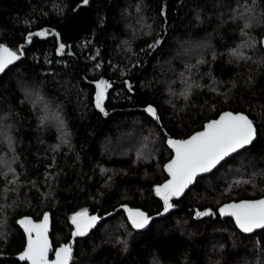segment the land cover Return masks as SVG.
Returning <instances> with one entry per match:
<instances>
[{"label": "trees", "instance_id": "obj_1", "mask_svg": "<svg viewBox=\"0 0 264 264\" xmlns=\"http://www.w3.org/2000/svg\"><path fill=\"white\" fill-rule=\"evenodd\" d=\"M263 36L264 0H0V46L23 52L0 74V264H26L17 220L44 214L52 245L74 247L70 264H264V230L219 216L264 196ZM225 110L245 113L256 141L162 214V128L184 139ZM125 206L163 216L137 231ZM85 210L113 214L74 237Z\"/></svg>", "mask_w": 264, "mask_h": 264}, {"label": "snow or ice", "instance_id": "obj_2", "mask_svg": "<svg viewBox=\"0 0 264 264\" xmlns=\"http://www.w3.org/2000/svg\"><path fill=\"white\" fill-rule=\"evenodd\" d=\"M83 3L87 4L88 0H83ZM245 26L247 27V25ZM46 34V32H37L34 35L45 36ZM31 39L30 35L28 37L29 42H31ZM159 43L160 41H156L150 47L154 49ZM64 47L63 44L60 45L61 53H63ZM232 55L243 58L242 52L233 51ZM20 58L21 55H18L16 51L0 46V73H3L10 64ZM109 87L111 85L103 80L97 84L96 107L105 115L107 113L103 107V101L106 89ZM129 90H131L130 85ZM146 111L153 118L159 119L155 108L149 106ZM61 124H63V121H61ZM255 135L256 129L253 121L248 116L226 112L218 120L208 123L204 131L196 133L190 139H169L168 145L173 149L174 157L166 165L165 170L170 179L155 188L157 196L163 201L164 211L162 214H166L173 208L172 199L183 195L185 189L193 184L199 175L211 172L227 157L251 144ZM240 182L237 181L236 183ZM125 210L128 213L132 227L135 229H143L152 219L142 211L130 208ZM220 213L221 215L234 217L237 226L245 233H251L257 228L264 229V199L229 204L222 207ZM206 215H212V213L199 211L196 213L197 217ZM71 219L72 224L75 226L73 236L77 237L86 235L100 218L89 216L87 210H85L75 214ZM48 221L47 214L40 224L34 223L31 219L19 221L24 227L28 238L26 249L19 256V259L27 261L28 264H70L72 259L71 245L60 247L54 252L55 259H49V253L53 249L48 238ZM124 243L126 245V242Z\"/></svg>", "mask_w": 264, "mask_h": 264}, {"label": "water", "instance_id": "obj_3", "mask_svg": "<svg viewBox=\"0 0 264 264\" xmlns=\"http://www.w3.org/2000/svg\"><path fill=\"white\" fill-rule=\"evenodd\" d=\"M263 45H264V36H263ZM3 46H4V45H3ZM4 47H7V46H4ZM8 48H9V47H8ZM16 52H17L18 55H21V58L23 57V52H22L21 49H18V51H16ZM21 53H22V54H21ZM21 58H20V59H21ZM17 61H18V60H17ZM17 61H15V62H13L12 64H10L7 68H9V67L12 66L13 64H15ZM7 68H6V69H7ZM6 69H5V70H6ZM3 73H4V72H3ZM0 74H2V73H0ZM93 84L95 85V94H94V96H95V102H96V94H97V91H98V89H97V82H93ZM104 101H105V99H104ZM104 101H103V105H104ZM149 106H151V105H148V106H146V107H144V108H141L140 110H141V111H146V109H147ZM151 107H153V106H151ZM153 108H155V107H153ZM156 112H157V110H156ZM226 112H232L233 114H243V115H246L245 113H243V112H241V111H239V112H234V111H230V110H225V111L221 112L216 118H213V119L207 121V122L204 124V126H203L200 130L195 131L194 133H192L191 135H189L188 137H186V138H184V139H179V138L171 137V136H170V135H169V134H168V133L162 128V131H163V133H164V135H165V137H166V145H167V147L169 148V150H170L171 153H172V156H171L170 159L164 164V167H163V168H164V171H165V173H166V175H167V179H166V181H165L164 183H166V182L170 179V177H169L167 171L165 170L166 165H167V164L173 159V157H174V151H173L172 148L169 147V145H168V140H169V139H173V140H186V139H190V138H191L193 135H195L196 133L201 132V131H204V130H205V126H206L208 123H210V122H212V121H214V120H218V119L220 118V116L223 115V114L226 113ZM157 115H158V113H157ZM246 116H247V115H246ZM248 118H249V117H248ZM249 119H250V118H249ZM253 125H254V124H253ZM254 127H255V125H254ZM255 129H256V135H255V138H254V140L252 141V143L249 144V145H247L245 148L239 150L237 153H234V154H232L231 156L227 157L224 161H226L228 158H230V157H232V156L238 154L239 152L243 151L244 149L250 147V146L256 141V139H257V128L255 127ZM224 161H222L219 165H217L216 168H214L211 172L203 173V174L199 175V176L196 178V181H197L198 178H200V177H202V176H205V175H208V174L212 173L213 171H215V170H216V169H217V168H218V167H219ZM196 181H195L193 184L189 185L188 188L185 189L183 195H184V194H185V193H186V192H187L192 186H194V184L196 183ZM164 183H163V184H164ZM183 195H181V196H183ZM181 196H180V197H181ZM260 199H264V196L259 197V198H254V199H240V200L229 201V202H227L226 204H224L222 207H224V206H226V205H229V204L241 203V202H244V201H255V200H260ZM222 207H221V208H222ZM126 208H130V209H133V210H139V211H142V212L146 213L148 216H150V217L152 218L151 221H150V223H149L146 227H144L143 229H135V228H133L132 225H131V222H130V220H129V218H128V213H127V211L125 210ZM124 211H125V215H126L128 221H129L131 227H132L134 230H137V231H144V230H147V229L150 227V225H151V223H152L153 220L159 219V218H161V217L163 216L162 214H151V215H149L146 211H144V210H142V209H140V208H132V207H129V206H125V207H124ZM112 214H113V213H108V214L101 215V216H100V215H95V214H89V216H98V217L100 218V219L98 220V222L96 223V225H95L93 228H96L97 226H99V225H100L105 219L110 218V217L112 216ZM45 215H46V214H44V215H43L40 219H38V220H34L31 216H22V217H20V218L17 220V225L19 226V228L21 229V231H22V233H23V235H24V245H23V248L21 249V251H19L17 254L14 255V258H15L17 261L22 262V263L25 262L26 264H28L27 261H21V260L19 259V256H20V255L25 251V249H26V246H27V239H28V238H27V234H26V232H25V230H24V227L19 223V221H21V220H23V219H31L34 223H36V224H40V223L43 222V219H44V216H45ZM219 216H220L222 219H223V218H231V219L233 220V222H234L236 228H237L242 234H245V235H253V234H255V233L258 232V231L264 230V229L257 228V229H255V230H253L251 233H245V232L241 231V229L237 226L234 217L226 216V215H221L220 210H219ZM48 217H49V215H48ZM50 233H51V219H50V217H49V221H48V238H49V240L51 241ZM51 245H52V241H51ZM65 245H71V246H72L71 242H68V243H65V244L59 245V246H57V247H55L54 245H52V249H53V251L49 253V259H50V260H54V259H55L54 252H55L56 250H58L60 247L65 246ZM74 250H75V249H74V247L72 246V254L74 253Z\"/></svg>", "mask_w": 264, "mask_h": 264}, {"label": "rangeland", "instance_id": "obj_4", "mask_svg": "<svg viewBox=\"0 0 264 264\" xmlns=\"http://www.w3.org/2000/svg\"><path fill=\"white\" fill-rule=\"evenodd\" d=\"M123 146H124L123 148H125V147H126L125 145H123ZM115 148H117V147H115ZM73 216H74V215H73ZM73 216H72V217H73ZM71 220H72V219H71ZM74 232H75V230H74Z\"/></svg>", "mask_w": 264, "mask_h": 264}, {"label": "flooded vegetation", "instance_id": "obj_5", "mask_svg": "<svg viewBox=\"0 0 264 264\" xmlns=\"http://www.w3.org/2000/svg\"><path fill=\"white\" fill-rule=\"evenodd\" d=\"M73 226H74V225H73ZM91 229H93V228H91ZM91 229H90V230H91ZM74 230H75V226H74Z\"/></svg>", "mask_w": 264, "mask_h": 264}]
</instances>
